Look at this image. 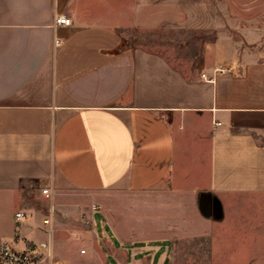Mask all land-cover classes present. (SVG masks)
<instances>
[{
  "label": "crops",
  "instance_id": "crops-1",
  "mask_svg": "<svg viewBox=\"0 0 264 264\" xmlns=\"http://www.w3.org/2000/svg\"><path fill=\"white\" fill-rule=\"evenodd\" d=\"M184 1L0 0V235L38 243L51 229L61 264L62 237L86 234L92 198L140 195L138 215L156 223L144 231L91 215L109 261L168 264L171 243L191 239L208 244L210 264H264V53L248 47L264 25L239 27L238 41L219 29L198 67L128 45L130 29L201 16ZM59 15L71 26L54 27ZM71 192L87 198L69 208L57 193Z\"/></svg>",
  "mask_w": 264,
  "mask_h": 264
},
{
  "label": "rangeland",
  "instance_id": "rangeland-1",
  "mask_svg": "<svg viewBox=\"0 0 264 264\" xmlns=\"http://www.w3.org/2000/svg\"><path fill=\"white\" fill-rule=\"evenodd\" d=\"M184 5L185 7L191 6V8L199 9L201 16L192 20L185 18L183 23L178 25V28H168V32L163 29L160 32L143 33L130 29L125 32L124 39L132 47L144 48L153 53L169 54V56L178 53L183 58L191 56L193 65L198 67L202 63L205 46L217 37L219 29L225 26L224 29L231 32L233 39L238 41L240 37L239 27L247 26L255 31L257 26L264 25V18L260 17L262 10H264V0H185ZM213 10L216 12L214 18H209L204 14V12L207 13ZM225 10L229 11L230 17L224 16ZM245 12L247 14H243ZM213 25L216 26L215 30ZM252 36L255 37L256 35L253 34ZM261 37L254 40L255 43L248 44L253 56L264 53V36ZM234 52L237 56H240L242 50L236 49ZM32 185L31 183L28 186ZM38 190H41V187ZM57 198L64 205L71 208L87 197L84 194L71 192L57 193ZM93 199L96 201H93ZM143 199L144 197L142 198L140 195H117L112 192L92 198L91 203L86 205L87 210L81 212L80 221L86 234L75 232L73 235L62 237L66 244H64V248L56 250L57 258L61 261V264H115L107 258L113 247L111 240L107 237L104 238L100 234L102 229L99 224L95 227L91 221V215L94 212L93 207H98V211L101 213L94 214L95 221L99 223L102 219L101 216H103L102 224L107 230L111 229L113 221L116 224H122L123 218L127 223L132 221L131 226L136 230L144 231L150 224L155 225L156 223L145 221L143 214L138 215L137 212L143 213L144 210ZM129 203L132 205L130 211L122 210ZM118 207L120 208L117 209ZM137 208L139 209L137 210ZM54 236L55 233L53 232L52 240ZM40 238V240H46L43 235ZM144 244V241H139L136 246ZM171 246L172 251L168 264H210L206 242L202 243L190 239L187 241H173ZM17 248H20L19 244ZM81 250H86V253L82 255Z\"/></svg>",
  "mask_w": 264,
  "mask_h": 264
},
{
  "label": "built area",
  "instance_id": "built-area-1",
  "mask_svg": "<svg viewBox=\"0 0 264 264\" xmlns=\"http://www.w3.org/2000/svg\"><path fill=\"white\" fill-rule=\"evenodd\" d=\"M72 21L66 15H59L56 17L54 27H69ZM59 45V41H56ZM201 78L204 81L213 83L214 77H207L206 74H201ZM220 123H216L215 126H220ZM42 194L46 199L52 198L50 188L42 190ZM94 211L98 210V207H93ZM53 211L50 210L49 217L43 220V225L51 226ZM27 215L24 212H17L15 218L17 221L27 219ZM18 235V234H17ZM20 245V248L18 247ZM86 250H81V254H85ZM54 251L52 246V230L48 232V240L38 243L22 242L19 243V239L8 240L0 237V264H55Z\"/></svg>",
  "mask_w": 264,
  "mask_h": 264
}]
</instances>
